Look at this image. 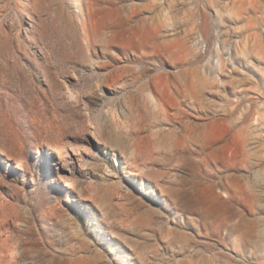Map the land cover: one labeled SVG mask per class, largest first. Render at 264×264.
I'll use <instances>...</instances> for the list:
<instances>
[{"label":"rangeland","instance_id":"374dc122","mask_svg":"<svg viewBox=\"0 0 264 264\" xmlns=\"http://www.w3.org/2000/svg\"><path fill=\"white\" fill-rule=\"evenodd\" d=\"M0 264H264V0H0Z\"/></svg>","mask_w":264,"mask_h":264},{"label":"bare ground","instance_id":"6f19581e","mask_svg":"<svg viewBox=\"0 0 264 264\" xmlns=\"http://www.w3.org/2000/svg\"><path fill=\"white\" fill-rule=\"evenodd\" d=\"M192 136H193V134H192ZM190 139L191 138L185 137L183 141L187 143V142H190ZM207 146H208L207 143L203 140V147L206 148Z\"/></svg>","mask_w":264,"mask_h":264}]
</instances>
